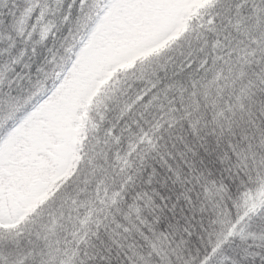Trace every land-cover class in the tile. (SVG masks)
<instances>
[{
  "label": "snow or ice",
  "instance_id": "obj_1",
  "mask_svg": "<svg viewBox=\"0 0 264 264\" xmlns=\"http://www.w3.org/2000/svg\"><path fill=\"white\" fill-rule=\"evenodd\" d=\"M0 264H264V0H0Z\"/></svg>",
  "mask_w": 264,
  "mask_h": 264
}]
</instances>
